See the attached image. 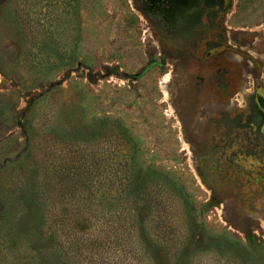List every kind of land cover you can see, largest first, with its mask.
<instances>
[{
    "label": "rangeland",
    "instance_id": "374dc122",
    "mask_svg": "<svg viewBox=\"0 0 264 264\" xmlns=\"http://www.w3.org/2000/svg\"><path fill=\"white\" fill-rule=\"evenodd\" d=\"M0 264H264V0H0Z\"/></svg>",
    "mask_w": 264,
    "mask_h": 264
},
{
    "label": "trees",
    "instance_id": "16d2710c",
    "mask_svg": "<svg viewBox=\"0 0 264 264\" xmlns=\"http://www.w3.org/2000/svg\"><path fill=\"white\" fill-rule=\"evenodd\" d=\"M145 191H143V193H144ZM147 194H149V196H151V194H150V192H146ZM140 251V252H139ZM138 254H141V253H143L142 252V250H141V248H139V243H138Z\"/></svg>",
    "mask_w": 264,
    "mask_h": 264
}]
</instances>
